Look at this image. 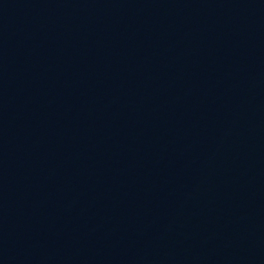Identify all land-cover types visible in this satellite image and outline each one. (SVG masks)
Returning <instances> with one entry per match:
<instances>
[{
    "label": "water",
    "instance_id": "95a60500",
    "mask_svg": "<svg viewBox=\"0 0 264 264\" xmlns=\"http://www.w3.org/2000/svg\"><path fill=\"white\" fill-rule=\"evenodd\" d=\"M170 0H0V264H23L87 128Z\"/></svg>",
    "mask_w": 264,
    "mask_h": 264
}]
</instances>
